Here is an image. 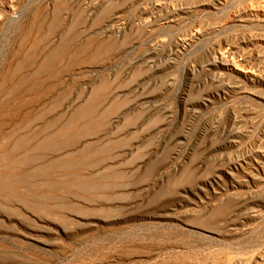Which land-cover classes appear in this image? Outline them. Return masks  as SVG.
<instances>
[{"label": "rangeland", "instance_id": "1", "mask_svg": "<svg viewBox=\"0 0 264 264\" xmlns=\"http://www.w3.org/2000/svg\"><path fill=\"white\" fill-rule=\"evenodd\" d=\"M258 7L0 0V264H264Z\"/></svg>", "mask_w": 264, "mask_h": 264}, {"label": "bare ground", "instance_id": "2", "mask_svg": "<svg viewBox=\"0 0 264 264\" xmlns=\"http://www.w3.org/2000/svg\"><path fill=\"white\" fill-rule=\"evenodd\" d=\"M262 8H263V10H262L261 12H258V14H259V16L261 17L262 21H264V7H261V8L258 7V9H260V10H261ZM255 11H256V10H255ZM255 14H256V13H255ZM257 17H258V16H257ZM259 19H260V18H259ZM261 19H260V20H261ZM260 20H259V21H260ZM262 21H261V22H262ZM263 23H264V22H263ZM258 54H259V53H258ZM252 55H253V53H252ZM246 57H247V56H246ZM255 57H256V56H255ZM258 57H260V56L258 55ZM258 57H257L256 59H258ZM247 59H248V57H247ZM260 59H261V57H260ZM263 62H264V61H263ZM228 64H229V63H228ZM233 64H234V62H233ZM236 64H237V63H236ZM232 66H233V65H232ZM238 67H239V66H238ZM238 67H237V68H238ZM238 69H239V68H238ZM263 69H264V68H263ZM240 70H241V69H240ZM243 71H244V70H243ZM252 71H253L252 69H251V70L249 69V71H246V72L244 71L243 73L246 75V77L248 76V77H250V79H251V77L254 76V72H255V71H253V72H252ZM257 74H259V73H257ZM258 77H259V76H258ZM253 78H255V77H253ZM246 79H247V78H246ZM252 81H255V80L253 79Z\"/></svg>", "mask_w": 264, "mask_h": 264}]
</instances>
